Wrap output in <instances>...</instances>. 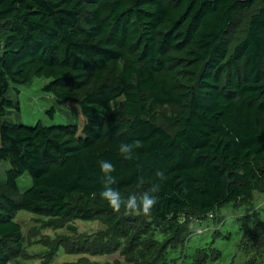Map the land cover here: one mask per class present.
Segmentation results:
<instances>
[{
	"label": "trees",
	"instance_id": "1",
	"mask_svg": "<svg viewBox=\"0 0 264 264\" xmlns=\"http://www.w3.org/2000/svg\"><path fill=\"white\" fill-rule=\"evenodd\" d=\"M251 9L229 49L236 13ZM0 20V160L12 193L0 196V264L7 242L21 245L19 210L88 221L114 211L101 196L102 160L121 199L144 183L156 197L148 215L171 230L185 212L207 214L264 186V0H0ZM34 77L49 79L43 90L57 103L78 105L80 133L76 122L7 119L19 109L11 85ZM170 104L172 133L154 112ZM137 140L125 159L120 144Z\"/></svg>",
	"mask_w": 264,
	"mask_h": 264
},
{
	"label": "rangeland",
	"instance_id": "2",
	"mask_svg": "<svg viewBox=\"0 0 264 264\" xmlns=\"http://www.w3.org/2000/svg\"><path fill=\"white\" fill-rule=\"evenodd\" d=\"M253 9L236 13L225 36L229 49L243 36ZM2 24L4 20H0V33ZM48 80L34 77L25 84H12L8 95L17 99L19 109L7 113V119L46 125L76 122L80 133L84 118L78 105L73 101L57 103L43 90ZM104 81H109V75ZM122 101L118 99L116 104L120 106ZM51 107L52 116L48 114ZM178 111L173 104L157 106L156 123L172 133L176 129L173 116ZM7 167L0 160V196H12L5 183ZM17 182L21 192L29 186L30 178L23 174ZM145 192L142 183L123 194L139 198ZM112 216L114 222L109 221ZM14 220L23 237L19 248L7 242V264H264V186L252 190L248 198L207 214L185 212L174 230L152 216L129 214L125 209L103 210L91 221L54 220L19 210Z\"/></svg>",
	"mask_w": 264,
	"mask_h": 264
},
{
	"label": "clouds",
	"instance_id": "3",
	"mask_svg": "<svg viewBox=\"0 0 264 264\" xmlns=\"http://www.w3.org/2000/svg\"><path fill=\"white\" fill-rule=\"evenodd\" d=\"M141 146L140 141H135L134 144L121 143L119 146V153L125 159H131V152L134 147L138 148ZM100 169L104 174L106 183L104 184V190L101 196L108 202L109 206L113 208L114 211H119L121 207L125 209L129 214L136 215H148L150 214L151 208L156 203V197L154 195H149V192L143 193L139 198L136 196H131L127 200L121 199L118 192H116L110 185H112L115 180L111 173L115 170L114 166L108 161H100ZM158 177H162L163 173L158 171L156 173ZM152 193L158 191V186L154 185L151 190Z\"/></svg>",
	"mask_w": 264,
	"mask_h": 264
}]
</instances>
